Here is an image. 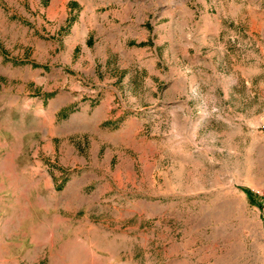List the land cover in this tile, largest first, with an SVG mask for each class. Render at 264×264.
Returning a JSON list of instances; mask_svg holds the SVG:
<instances>
[{
	"label": "rangeland",
	"instance_id": "1",
	"mask_svg": "<svg viewBox=\"0 0 264 264\" xmlns=\"http://www.w3.org/2000/svg\"><path fill=\"white\" fill-rule=\"evenodd\" d=\"M263 124L264 0H0V264H264Z\"/></svg>",
	"mask_w": 264,
	"mask_h": 264
},
{
	"label": "crops",
	"instance_id": "2",
	"mask_svg": "<svg viewBox=\"0 0 264 264\" xmlns=\"http://www.w3.org/2000/svg\"><path fill=\"white\" fill-rule=\"evenodd\" d=\"M128 5V4H127ZM122 9L123 7L120 6V7H116V8H111L110 11H107L105 14H106V17L107 18H110L112 17L114 21H118V24H123L124 22H127L128 20L130 21V23H133V19L132 18H128L126 17L128 14H130L129 12L125 11V13L123 12L122 13ZM125 17V18H123ZM144 23V21H141V20H137L135 21V24L136 25H142ZM105 110V108L103 107H100L98 106L97 110H96V113L97 115L101 116V112ZM108 117H101L99 119V123H102L104 120H106Z\"/></svg>",
	"mask_w": 264,
	"mask_h": 264
},
{
	"label": "trees",
	"instance_id": "3",
	"mask_svg": "<svg viewBox=\"0 0 264 264\" xmlns=\"http://www.w3.org/2000/svg\"><path fill=\"white\" fill-rule=\"evenodd\" d=\"M245 193L247 194L249 201L253 204V205H259L262 206V203L258 200L257 195L251 190L246 188Z\"/></svg>",
	"mask_w": 264,
	"mask_h": 264
},
{
	"label": "built area",
	"instance_id": "4",
	"mask_svg": "<svg viewBox=\"0 0 264 264\" xmlns=\"http://www.w3.org/2000/svg\"><path fill=\"white\" fill-rule=\"evenodd\" d=\"M262 127L264 128V124L262 125Z\"/></svg>",
	"mask_w": 264,
	"mask_h": 264
}]
</instances>
